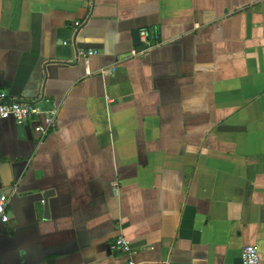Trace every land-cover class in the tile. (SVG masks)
Returning <instances> with one entry per match:
<instances>
[{"label":"crops","instance_id":"1","mask_svg":"<svg viewBox=\"0 0 264 264\" xmlns=\"http://www.w3.org/2000/svg\"><path fill=\"white\" fill-rule=\"evenodd\" d=\"M0 91V264H264V0H0Z\"/></svg>","mask_w":264,"mask_h":264},{"label":"built area","instance_id":"2","mask_svg":"<svg viewBox=\"0 0 264 264\" xmlns=\"http://www.w3.org/2000/svg\"><path fill=\"white\" fill-rule=\"evenodd\" d=\"M79 26V23H75ZM150 39H157L156 35H150L147 31H139V40L141 44L149 45ZM94 50H79L77 55L82 58H88L96 55ZM43 103L50 105V100L42 99ZM57 108L52 105L50 108H43L37 101H25L15 99L0 91V121L11 119L18 125L34 124V131L45 136L50 129L56 127ZM39 119L42 122H39ZM8 197L0 194V222L6 223L9 219L7 214ZM112 250L120 255L127 257L124 264H136L132 259L133 254L129 241L123 237H117L111 246ZM242 264H260V257L256 247L246 246L241 252Z\"/></svg>","mask_w":264,"mask_h":264},{"label":"water","instance_id":"3","mask_svg":"<svg viewBox=\"0 0 264 264\" xmlns=\"http://www.w3.org/2000/svg\"><path fill=\"white\" fill-rule=\"evenodd\" d=\"M133 41H134V44L136 46H139L140 45V41H139V31H135L133 33Z\"/></svg>","mask_w":264,"mask_h":264}]
</instances>
